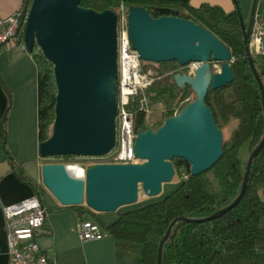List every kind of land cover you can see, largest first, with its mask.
<instances>
[{"label": "water", "instance_id": "95a60500", "mask_svg": "<svg viewBox=\"0 0 264 264\" xmlns=\"http://www.w3.org/2000/svg\"><path fill=\"white\" fill-rule=\"evenodd\" d=\"M235 1V0H234ZM259 0H253L247 23L236 4L243 45L251 71L260 89L264 112V89L252 61L249 38ZM264 22V1L261 10ZM126 26L131 49L149 64L176 62L181 68L200 66L193 75L176 74L173 80L183 90L189 87L194 101L157 129L136 132L134 155L137 164H96L79 176L64 164L41 167V184L64 208L85 207L96 214H116L121 208L161 195L173 182L174 159L185 161L196 177L211 169L223 155V134L205 104L209 89L233 82L230 50L210 32L174 17L152 19L138 7L127 10ZM117 15L80 7V0H31L23 43L28 53L37 47L52 64L57 95L50 137L39 144L42 160L55 158L99 159L116 145L117 116ZM264 55V34L262 37ZM219 64L214 70L212 64ZM0 139V162L7 159ZM264 146V137L248 157L241 190L226 208L203 219H174L161 239L156 264L178 222L200 224L213 221L243 198L252 162Z\"/></svg>", "mask_w": 264, "mask_h": 264}, {"label": "trees", "instance_id": "16d2710c", "mask_svg": "<svg viewBox=\"0 0 264 264\" xmlns=\"http://www.w3.org/2000/svg\"><path fill=\"white\" fill-rule=\"evenodd\" d=\"M30 3L31 0H22L24 14ZM122 6L127 10L143 8L152 19L174 17L201 26L224 44L232 57L233 82L217 90L209 89L205 97V104L221 132L232 120L237 121L236 128L223 142L220 160L208 171L193 177L185 161L174 159L177 189L162 201L121 213L117 221L107 227L106 231L115 240L118 264H156L159 243L174 219L207 218L237 198L246 168L239 159V150L248 145L250 155L262 141L264 112L236 12L225 13L219 7L208 5L193 8L174 0H80V7L84 9L110 10L117 16ZM19 41L23 43V32L19 33ZM30 55L38 70V138L41 144L51 134L57 90L52 64L37 47ZM251 55L264 89V55ZM157 65L158 72L150 87L139 92L129 104L135 132L159 128L195 99L189 87L181 90L173 80L176 74H186L184 68L176 62ZM142 69L144 71V66ZM156 106L160 109L154 108ZM149 108L154 117L151 123ZM61 159L64 158L51 160ZM182 172L187 174V179L181 177ZM20 177L38 198L33 181L22 173ZM73 208L79 211V217L89 212L83 206ZM162 264H264V146L252 162L247 189L239 204L210 222H178L163 246Z\"/></svg>", "mask_w": 264, "mask_h": 264}, {"label": "crops", "instance_id": "0c3cea01", "mask_svg": "<svg viewBox=\"0 0 264 264\" xmlns=\"http://www.w3.org/2000/svg\"><path fill=\"white\" fill-rule=\"evenodd\" d=\"M198 8L216 6L225 13L236 12L247 23L253 0H174ZM236 2V4H235ZM22 0H0V20L21 8ZM0 139L7 155L0 162V264H9L7 236L2 208L34 196L20 174L37 186L38 198L46 210L43 228L37 233L41 251L54 264H118L115 240L106 230L121 213L86 212L79 217L76 208L61 207L41 184L38 138V70L32 55L15 48H0ZM88 215L90 218H87ZM96 220L105 237L83 242L77 233L79 221Z\"/></svg>", "mask_w": 264, "mask_h": 264}, {"label": "built area", "instance_id": "2783aa9c", "mask_svg": "<svg viewBox=\"0 0 264 264\" xmlns=\"http://www.w3.org/2000/svg\"><path fill=\"white\" fill-rule=\"evenodd\" d=\"M257 5L252 30L249 38V48L257 54H262V37L264 22L261 18L260 4ZM28 12L24 14L21 8L10 17L0 20V48H15L19 52H27L24 43L19 41V33L24 31ZM127 9L120 8L117 16V116H116V145L111 153L99 159H91L96 164H137L140 161L134 155L133 115L129 112L131 100L139 93L150 87L152 77L143 71V63L131 49L126 26ZM198 63H190L184 67L187 75H193ZM214 70L219 64L213 63ZM77 167V166H76ZM80 168V173L89 168ZM181 177L187 179L182 172ZM7 236L9 264H54L41 251L37 242V233L43 228L46 219V210L40 200L33 196L19 203L2 208ZM77 233L81 241H99L105 237L97 223L79 221Z\"/></svg>", "mask_w": 264, "mask_h": 264}, {"label": "rangeland", "instance_id": "374dc122", "mask_svg": "<svg viewBox=\"0 0 264 264\" xmlns=\"http://www.w3.org/2000/svg\"><path fill=\"white\" fill-rule=\"evenodd\" d=\"M263 1L261 0V4H260V10H262V6H263ZM252 54H257L254 49L250 50ZM144 72L145 73H149L150 76L153 78L157 75L158 72V65L157 64H149V63H145L144 65ZM154 108H159V106H156ZM152 108H149L148 110V118H149V122L151 123L154 120L153 113H151ZM237 126V121L236 120H232L227 128L222 132L223 134V142H225L229 136L231 135V133L233 132V130L236 128ZM249 157V151H248V145H244L240 148L239 150V159L241 161V163L243 164V168L245 167V164L247 163ZM51 162L54 163H58V164H64L70 167H80V168H86L89 167L92 164L91 159H84V158H72V157H68V158H64L61 160H51ZM179 186L178 183V179L177 177L174 178L173 182L171 183H167L163 186V190L160 196L156 197V198H152V199H148V200H144L143 198H140L139 202L131 205V206H126L123 207L119 210L118 213H125L128 211H133L142 207H145L147 205H150L152 203H156L159 201H162L163 199H165L167 196H169L171 193H173L177 187ZM87 218H90V216L88 215ZM90 221H92L93 223L96 222V220L91 219Z\"/></svg>", "mask_w": 264, "mask_h": 264}, {"label": "bare ground", "instance_id": "6f19581e", "mask_svg": "<svg viewBox=\"0 0 264 264\" xmlns=\"http://www.w3.org/2000/svg\"><path fill=\"white\" fill-rule=\"evenodd\" d=\"M69 171L75 176L80 175V170L76 166H74V167L69 166Z\"/></svg>", "mask_w": 264, "mask_h": 264}]
</instances>
